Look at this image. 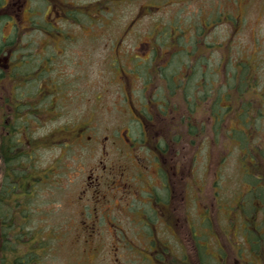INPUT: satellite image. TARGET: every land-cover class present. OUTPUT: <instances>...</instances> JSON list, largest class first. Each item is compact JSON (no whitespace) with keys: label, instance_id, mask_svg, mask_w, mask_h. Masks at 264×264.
Listing matches in <instances>:
<instances>
[{"label":"rangeland","instance_id":"1","mask_svg":"<svg viewBox=\"0 0 264 264\" xmlns=\"http://www.w3.org/2000/svg\"><path fill=\"white\" fill-rule=\"evenodd\" d=\"M29 3L39 26L30 28L29 6L16 21L0 20V43L17 33L16 23L21 28L18 34L27 35L25 45L33 38L47 40L44 36L49 34L70 38L64 53H58L60 43L48 49L41 43L36 58L25 49L19 62L13 61L19 69H6L0 79V152L17 145L8 153L9 164L0 161V195L4 197L0 210L12 226L3 229L9 249L5 264H15L21 253L18 246L35 247L32 254L38 252L43 259L39 264H140L133 260L143 258L120 246L102 213L109 211L107 220L114 221L110 215L117 217V208L122 210L134 199V190L142 194L140 189L154 188L171 200L169 221L179 224L177 238L175 228L155 233L169 243L167 264L185 258L192 259V264H264V203H259L252 186L257 175L264 183V0ZM170 31L187 36L179 37L182 46L190 44V52L178 53L166 69L172 74L169 80L181 84L177 94L171 83L166 92L158 89L163 70L147 72L143 59L134 63V56L147 55L150 45H156L159 56L153 61L156 68L170 52H178L180 45L173 38L168 39L162 56L163 48L154 44L157 34ZM197 41L200 46L191 55ZM199 54L212 57L206 74L175 75L187 63L194 64ZM2 65L0 70L5 72ZM147 80L155 88L145 91ZM208 91L220 112L219 97L229 96L231 108L221 128L243 127V141L223 129L217 133L209 120L212 115L199 112L201 107L193 120L198 133L178 136L191 127L188 118L176 122L175 110L167 115L155 103H147L151 94H165V99L185 107L187 100L207 98ZM147 111H151L150 120ZM80 129L84 132L78 136ZM159 144L166 150L156 152ZM178 149L184 152L177 154ZM244 153L257 160L258 170L243 165ZM249 159L245 162L252 163ZM161 162L165 184L159 183L157 174ZM126 182L129 187L123 188ZM98 193L108 198H98ZM93 211L100 212L97 232H83L82 221L91 225L97 220L89 216ZM123 223L130 227L133 222L125 218ZM178 240L185 246H179Z\"/></svg>","mask_w":264,"mask_h":264},{"label":"flooded vegetation","instance_id":"2","mask_svg":"<svg viewBox=\"0 0 264 264\" xmlns=\"http://www.w3.org/2000/svg\"><path fill=\"white\" fill-rule=\"evenodd\" d=\"M98 5V3H97ZM31 6L30 10L27 8ZM54 8V7H53ZM31 11L29 20L31 21V26L30 28L32 30L35 29V26H39L38 22H36L35 20H33L34 18V12H33V5H30L29 0H26L24 2H18V0H0V20L3 18L4 20H8V21H16L17 18L20 16V12H28ZM9 14V15H8ZM17 17V18H16ZM242 22V21H241ZM36 23V24H35ZM17 24V33L15 35H12L11 38L9 39L10 36L4 38V41H2L0 43V62H3L4 68H5V72L6 69L9 70H13L15 68L19 69V64L17 66V62H19L20 57H23V52L24 50H31L32 51V56L34 58H36V56L38 55L39 48L41 47V43H45L47 45L44 44V47L46 49L50 48L51 46L53 48L56 47V43L57 44H62V46L60 47V50H58V53H64V49L66 47L67 44V39L70 38L69 36H65V35H59L57 37L52 36V34H49L48 36H44V38H46L47 40H44L42 42L39 41V39H35L33 38V40L28 41L30 44L25 45L24 44V38H27V35H19L18 31L21 30V28L19 27L18 23ZM26 29H29L28 27ZM157 35H161V36H157ZM156 37L154 38V44L156 43L157 46H160L161 48H163L161 51V56L163 53H165V47L167 48L168 46V39L169 38H173V36L175 35H162V34H157ZM154 36V35H153ZM79 38H83L82 36H79ZM9 40V41H8ZM11 40V41H10ZM173 43L177 42L180 46L176 47L177 49H183L184 46H182L180 44V41L175 38H173ZM12 43V44H11ZM200 41H198V46L197 50L200 46ZM35 44H38V48H35ZM64 44V46H63ZM153 47V48H152ZM155 47L156 45H150V49L152 48V50L149 52L147 55L144 56H140L139 54H136L134 56V63L137 62L138 59H143L144 62H146V70L147 72L153 70L155 71L156 69L162 71L161 74L165 73L166 74V69L168 68V66L171 64V61H173L175 59V57L177 56V52H170V54L163 59V63L159 62V66L158 68L153 66V61L157 60L159 56H156V51H155ZM63 49V50H62ZM165 51V52H164ZM168 53V52H167ZM191 55H196V53H192ZM180 57V56H179ZM12 58H15V60L17 59L16 63H11ZM14 60V61H15ZM161 60V58H160ZM23 61V60H22ZM21 61V62H22ZM212 62V57H209L207 59H205V56H201L200 54L194 57V64H189V66H185L182 68L181 71H176L174 72L175 75H180L181 73L185 74V75H192L195 76L199 73H205L206 74V70H210V63ZM205 63H207V67L202 66ZM188 64V63H187ZM202 66V67H199ZM199 67V69H197ZM41 70V68H39ZM135 72H137L140 75V70L139 69H135ZM174 75V76H175ZM164 80V79H163ZM183 80V79H182ZM150 80H147V82H145L144 90H150V88H155L154 87V83L148 82ZM54 82V81H53ZM55 83V82H54ZM168 83V82H167ZM188 85H193L191 83H187ZM158 89L166 92V86L169 85L165 83V81H162L159 84H156ZM178 85L181 84H177V82L174 83V89L173 91H175V94L178 93V91H180V87ZM196 86L198 88H200L199 85L196 84ZM197 88V89H198ZM173 93V92H172ZM172 94V95H175ZM207 94V98L205 99H197V100H187L186 101V106L184 107L181 102H175L173 100L170 99H165V94L164 96L162 95H154L151 94L150 97L147 99V103L148 105H154L153 106H159L162 113L169 115L171 112H174V110L176 111V116L173 117V119L176 122H185V117L188 118V120L191 122V127L187 128L185 131L182 129V131L179 133L178 136H182V137H190L192 136L191 134H197L198 133V128H197V124L193 123L194 120V114L198 113L199 108L200 111L202 113H206L208 115V117H210L212 115V118L210 117L209 120L213 123V128L216 131V109H215V99L211 96V94L208 92H205V95ZM141 96V95H140ZM144 96H146L144 94ZM140 98V97H139ZM197 98V97H196ZM185 102V101H184ZM200 103L203 104L200 105ZM173 104L174 108H171V105ZM149 106L145 105V109H147ZM168 108L170 109V111H168ZM132 114H134V109H131ZM146 113H148L146 115V118L148 120L151 119V111H147ZM167 118V117H166ZM165 118V119H166ZM135 120H140L137 119L136 116H134ZM225 120V119H224ZM223 120V121H224ZM84 131H81V133L79 134V136L83 133ZM169 132V131H168ZM161 133L164 134L163 131H161ZM171 133V132H169ZM183 133H186L185 136H183ZM227 135H231L229 132H225ZM160 134V132L158 133ZM128 140H131L130 138H128ZM132 141V140H131ZM154 148V147H153ZM154 150L156 152H158L159 150L164 151L166 150L163 149V147L161 148H154ZM179 151L184 152V149H178L177 150V154H179ZM163 163L161 162V164L159 165V169L157 174L160 175V184H165V178H164V174H163ZM168 163H165V166ZM106 169V168H105ZM114 169L111 168V173H113ZM166 172V171H165ZM123 178L126 177V173H123ZM101 176H98L96 178V181H99ZM123 181V180H122ZM101 185V182L99 183ZM169 184V183H168ZM125 187H129V185L126 184L123 185ZM170 186V185H169ZM119 185H115L114 188H118ZM156 187V186H155ZM113 188V185L111 187V189ZM154 188V187H153ZM162 191V190H160ZM140 192L142 194H139V190L136 189L134 190V199L131 200L130 202L126 203L124 206V208L122 210H120L119 208H117V212L118 215L117 217L113 216L112 214L110 215L109 218L113 219V220H107V217L109 216V211H105L102 213V218L105 221H108L110 224V228L109 230H112V236L114 235L115 240L119 241L120 246L121 243L123 244V246H128V249L132 252L134 251L135 255H138L140 257H142L143 259H136L133 260L137 263V260L140 261V264H142V262L144 264H167V246H169V243L167 242L166 239L158 237L155 235V233L157 231H164L166 232L168 230V228H175V237H178V225L177 223H172L173 221H169V214H168V210H167V204L169 203V201L171 202V200L169 198H163L160 194H157L154 189H144ZM98 196V198H106L107 195H101V193L96 194ZM108 198V197H107ZM132 201H137L139 205H137V202L135 203V205L133 207H130L131 205H133ZM244 205V204H243ZM122 205L119 203L118 207H121ZM129 208V211H123L125 209ZM137 209V210H136ZM122 212V214H121ZM87 214V212H81V215H85ZM89 216L93 219H97L96 221L92 222V224L90 225L86 220L81 222V230L83 232H87L88 230H92L93 232H97L98 226L101 222L99 221L100 219V212L96 211V212H90ZM84 218V217H83ZM126 218V220L128 221L129 219H132V226L130 227H126L124 226L123 220ZM157 219V220H155ZM171 222V223H170ZM159 223V224H158ZM152 225L155 226L152 228ZM177 231V232H176ZM179 239V238H178ZM178 244L179 246H185L183 243L180 242V240H178ZM137 246H146L145 249L140 250L139 247ZM149 246V247H148ZM157 246H163V247H157ZM195 246V245H193ZM1 249L5 250V253L3 254L4 258L3 260H7V262L9 261V249L6 246H0ZM19 247V251H21V253L15 258L18 264H39L41 260H43L42 258H40V254L37 252V254H32L35 253L34 248L35 247H30V246H18ZM29 248H31V252H28ZM160 248V249H159ZM40 250V248H38ZM84 251H86V248L84 249ZM154 251V253H153ZM165 251V252H164ZM32 254V255H31ZM173 262L172 264H192L193 260H189V258H185V259H172ZM194 262H197V260H195ZM133 264V263H132ZM138 264V263H137Z\"/></svg>","mask_w":264,"mask_h":264},{"label":"trees","instance_id":"3","mask_svg":"<svg viewBox=\"0 0 264 264\" xmlns=\"http://www.w3.org/2000/svg\"><path fill=\"white\" fill-rule=\"evenodd\" d=\"M63 4H65L66 6H68L67 5V3H63ZM66 9V8H65ZM76 13H78V11H74L73 12V14H76ZM98 20V19H97ZM211 23V22H210ZM207 25H209V24H207ZM206 25V26H207ZM164 31L166 32V28H164ZM163 35V34H162ZM166 35H177V36H173V38H175V39H177L178 38V40H179V37H183V40L184 39H186L187 38V36L186 35H184L183 34V36H181V34L179 35V34H175L174 33V31H170L169 32V34H166ZM180 41V40H179ZM182 42V41H181ZM181 42H180V44H181ZM197 43H198V41H197ZM186 45L184 46V48L183 49H178V52L177 53H180V52H185V54H187V53H189L190 52V49H189V43H185ZM198 44H196L195 46H194V48H193V53H196V51H197V46ZM172 52H176L175 50H173ZM184 55V54H183ZM179 56H181V55H179ZM178 56V57H179ZM15 60V58H12V61H11V63H13V61ZM186 66H189V64H187ZM200 67V66H199ZM199 67L197 68V69H199ZM14 71H15V68L13 69ZM4 73H5V76H6V72H2V70H0V79H2V78H4ZM39 75H42L43 73L41 72V74H40V72L38 73ZM168 75H172V74H170V73H164V76H162V77H164V78H162L161 77V79H167L168 80V83L170 84H172V85H174V83H175V80H174V78H172L171 79V81L169 80V78L167 77ZM27 77H29V76H27ZM164 81V80H163ZM170 81V82H169ZM149 82H151V81H149ZM151 83H153V82H151ZM170 84V85H171ZM221 94V93H220ZM222 95V94H221ZM219 99L221 100V101H219L218 103H219V106H220V108H221V110H222V112H220L219 111V107L217 106L216 107V111H215V113H216V124H217V128H216V131H217V133H220V131H222V129L224 130V132H229L231 135H233V138L235 137L237 140H241V141H243V139H241L244 135H241L245 130H244V128L243 127H239V128H226V127H224V128H221V124L220 123H222L223 122V120L225 119V116L230 112V108H231V105H230V103H229V96L227 95V94H223L222 96H220L219 97ZM19 100V99H18ZM17 105V104H16ZM18 106V105H17ZM19 107V106H18ZM240 125V124H239ZM243 125V124H242ZM241 126V125H240ZM244 126V125H243ZM81 131H84L83 129H80V131L78 132V133H76L78 136H79V134L81 133ZM246 143V142H245ZM245 143L244 144H242L241 146H243V149H244V145H245ZM160 146H159V148H161V147H163V144L161 145V144H159ZM16 144H13V146L12 147H10V149H8L7 150V148H6V150H5V152H0V161L1 160H3V162L5 163V165H6V163H10V161L9 160H12V157H10V155L8 154V153H10V154H12V152H14L15 151V149H16ZM246 149V148H245ZM248 154H246V153H244V155H243V165L245 166V167H251L252 168V170H258V162H257V160H255V158L252 156V155H248ZM249 156H251L252 157V160L251 159H249ZM246 159H249L250 160V162H252V163H247V162H245L246 161ZM254 162V163H253ZM12 170V166L11 167H9L8 169H7V172L8 171H11ZM251 170V171H252ZM252 173H250V171L248 170L247 171V175L248 176H250ZM254 175H255V173H254ZM252 186H254V188H255V190H254V192H255V196L259 199V203H264V183H263V177L262 176H259V175H257V178H256V183L254 182L253 184H252ZM3 196H1L0 195V204L2 203V202H4V200H3ZM239 207H240V205H239ZM241 207H244L243 206V204H241ZM251 224V223H250ZM9 224H8V221H7V218H6V215H4L3 214V211H1L0 210V246H6L7 245V243H8V241H4V235H3V229H6L7 227H12V226H8ZM246 225H247V229H248V223H246ZM249 230V229H248ZM257 234V233H256ZM258 235H263V234H258ZM4 241V242H3ZM250 243L252 244V245H254V242L250 239ZM7 248H8V246H6ZM11 249V248H10ZM5 253V250L3 251V254ZM2 253H0V255H1ZM2 254V255H3ZM5 262H6V260L4 261L3 260V264H5ZM15 264H18L17 263V261L15 260ZM206 264V263H205Z\"/></svg>","mask_w":264,"mask_h":264}]
</instances>
